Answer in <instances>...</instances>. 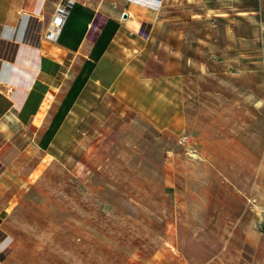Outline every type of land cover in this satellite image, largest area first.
<instances>
[{
	"label": "rangeland",
	"instance_id": "1",
	"mask_svg": "<svg viewBox=\"0 0 264 264\" xmlns=\"http://www.w3.org/2000/svg\"><path fill=\"white\" fill-rule=\"evenodd\" d=\"M68 1L31 0L24 29L32 47L56 13L53 2ZM74 1L93 7L102 0ZM238 5L240 19L264 16V0ZM135 54L126 51L124 60L144 84L158 73L147 54ZM74 62L34 127L50 118L82 57ZM240 63L251 70L226 83L187 74L190 118L174 129L148 119L119 87L118 72L95 67L48 146L32 143L30 158L18 162L24 182L0 213V264H264V68L256 56ZM164 85L143 89L156 87L165 99ZM229 134L250 152H207Z\"/></svg>",
	"mask_w": 264,
	"mask_h": 264
},
{
	"label": "crops",
	"instance_id": "2",
	"mask_svg": "<svg viewBox=\"0 0 264 264\" xmlns=\"http://www.w3.org/2000/svg\"><path fill=\"white\" fill-rule=\"evenodd\" d=\"M117 1L102 0L93 7L81 3L93 10V17L74 49V43L68 37L62 38V44L57 42V37L47 38L48 28L39 34L38 47H32L30 35L24 29L32 15L25 9L32 6L31 0H0V213L9 201L14 200L18 194L16 189L24 182L25 175L18 162L30 158L32 143L41 148L42 135L108 18L115 19L119 25L94 68L118 72L119 87L129 90V94L137 98L139 106L149 116L146 117L152 122L158 119L170 122L166 126L171 129L177 122L190 118L187 89L191 83L186 81L187 74L205 79L219 78L226 83L239 71L251 70L240 62L255 56L264 68V16L262 19L253 16L240 19L238 0ZM53 3L57 10L60 4ZM33 4V10L37 9L38 2ZM42 7L40 2L38 9ZM196 8L198 11L184 12ZM253 13L258 14L253 11L241 14L249 16ZM218 23L223 24L222 34L217 28ZM126 51L147 54L151 69L158 74L144 77L150 81L139 84L132 76L133 71L128 70L129 62L124 60ZM79 56L82 62L50 118L44 117V124L34 127L37 116L45 114L51 107V101L46 97L50 89L61 86L62 75L72 69ZM158 58H165L161 67H158ZM147 70L150 69L143 67L141 72ZM261 78L264 83V69ZM159 81L165 82L167 92L161 93L165 99L155 94L159 92L156 87L147 92L143 89L148 83L151 87L158 86ZM233 89L237 90L238 85ZM230 98L226 102L232 104L236 98ZM226 115H221L223 120L230 116ZM231 137L229 134L222 141L213 140L207 152L216 153L218 146L227 147L221 152L232 153L233 146L243 153L250 152L244 143Z\"/></svg>",
	"mask_w": 264,
	"mask_h": 264
},
{
	"label": "trees",
	"instance_id": "3",
	"mask_svg": "<svg viewBox=\"0 0 264 264\" xmlns=\"http://www.w3.org/2000/svg\"><path fill=\"white\" fill-rule=\"evenodd\" d=\"M92 17V9L82 5L79 2H73L69 8L65 22L56 38L57 42L62 44V38L68 37L74 43L72 47L75 49L76 45L82 39L87 24L91 21ZM118 25L119 24L115 19L108 18L102 26L90 49L88 58L84 59L78 73L73 78L71 85L65 93V96L61 101L56 113L54 114L50 124L40 139L39 146L42 149H45L48 146L60 122L70 109V106L72 105L75 98L78 96L88 75L94 69L96 61L107 48L108 43L118 28Z\"/></svg>",
	"mask_w": 264,
	"mask_h": 264
},
{
	"label": "built area",
	"instance_id": "4",
	"mask_svg": "<svg viewBox=\"0 0 264 264\" xmlns=\"http://www.w3.org/2000/svg\"><path fill=\"white\" fill-rule=\"evenodd\" d=\"M68 13V2L57 7L56 13L50 21L46 37L55 39L63 26Z\"/></svg>",
	"mask_w": 264,
	"mask_h": 264
},
{
	"label": "water",
	"instance_id": "5",
	"mask_svg": "<svg viewBox=\"0 0 264 264\" xmlns=\"http://www.w3.org/2000/svg\"><path fill=\"white\" fill-rule=\"evenodd\" d=\"M72 4V1H68V7H70ZM125 15V14H124ZM125 17V16H124Z\"/></svg>",
	"mask_w": 264,
	"mask_h": 264
}]
</instances>
